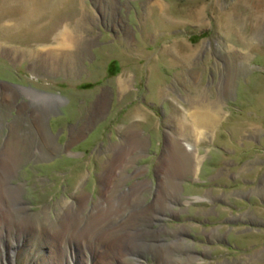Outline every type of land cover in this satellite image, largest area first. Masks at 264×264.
I'll return each instance as SVG.
<instances>
[{
    "label": "rangeland",
    "instance_id": "obj_1",
    "mask_svg": "<svg viewBox=\"0 0 264 264\" xmlns=\"http://www.w3.org/2000/svg\"><path fill=\"white\" fill-rule=\"evenodd\" d=\"M0 264H264V0H0Z\"/></svg>",
    "mask_w": 264,
    "mask_h": 264
},
{
    "label": "bare ground",
    "instance_id": "obj_2",
    "mask_svg": "<svg viewBox=\"0 0 264 264\" xmlns=\"http://www.w3.org/2000/svg\"><path fill=\"white\" fill-rule=\"evenodd\" d=\"M199 119L201 120V123L202 122H209L210 120H212L211 116H206V112H203L201 114H198L197 115V120L199 121ZM214 120V119H213ZM211 122V121H210ZM209 122V123H210ZM190 155V154H188ZM187 166V165H186ZM80 210V209H79ZM102 215V214H101ZM105 217V216H104ZM93 225V224H92ZM90 226V225H89ZM91 228V227H90Z\"/></svg>",
    "mask_w": 264,
    "mask_h": 264
}]
</instances>
